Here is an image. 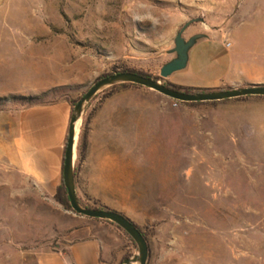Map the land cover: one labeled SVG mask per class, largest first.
I'll use <instances>...</instances> for the list:
<instances>
[{"label":"rangeland","instance_id":"obj_1","mask_svg":"<svg viewBox=\"0 0 264 264\" xmlns=\"http://www.w3.org/2000/svg\"><path fill=\"white\" fill-rule=\"evenodd\" d=\"M199 17L183 37L224 44L198 39L188 65L216 57L206 74L218 76L230 52L236 71L264 84V0H0V111L76 102L121 69L168 83L159 69L174 57L173 38ZM111 87L78 125L80 202L129 218L146 238L145 264H264V121H195L250 112L198 102L187 104L183 135L177 110L160 117L151 109L183 103L135 84ZM88 235L115 264L137 252L114 225L74 213L34 184L0 144V264H68L67 244Z\"/></svg>","mask_w":264,"mask_h":264},{"label":"crops","instance_id":"obj_2","mask_svg":"<svg viewBox=\"0 0 264 264\" xmlns=\"http://www.w3.org/2000/svg\"><path fill=\"white\" fill-rule=\"evenodd\" d=\"M204 38L211 45L216 42L224 44L222 39L213 35H206ZM191 49L188 57L193 56ZM213 62L214 64L203 65V68L189 66L187 62L184 69L172 73L166 80L170 84L191 89H225L260 82L236 71L230 52L227 53L223 72L218 76L209 77L206 73L215 69L216 57ZM249 97H256V101H249L248 96L225 100L227 105L250 111L247 114L224 118H207L202 114L195 121H264V112H261L264 111V100H261L264 96ZM176 106L162 102L155 104L151 109L157 111L155 115L160 117L177 110L179 118L183 121L184 135V121L190 105L182 104L175 108ZM71 110L70 102L62 98L54 102L32 104L18 110L0 111V144L9 150L13 164L34 184L52 196L61 181ZM106 248L99 236H81L67 244L63 256L68 264H115L107 259Z\"/></svg>","mask_w":264,"mask_h":264},{"label":"water","instance_id":"obj_3","mask_svg":"<svg viewBox=\"0 0 264 264\" xmlns=\"http://www.w3.org/2000/svg\"><path fill=\"white\" fill-rule=\"evenodd\" d=\"M193 22L203 23L204 19L201 17L192 18L177 30L173 38L174 46L168 51L169 53H174V57L161 65L159 69L160 78H167L172 73L184 69L188 62L190 48L198 39L206 36L204 33H196L188 38L183 37V32ZM122 83L142 86L180 102H212L245 96H264V84H247L225 89L184 92L174 90L164 85L159 79L145 77L135 72L115 71L98 78L72 106L62 161V184L67 194L69 206L74 213L80 216L89 219L104 220L116 224L130 236L137 247V252L125 258L123 264H145L148 258L149 249L147 241L143 237L140 229H138L129 218L120 212L107 208L97 209L84 206L79 201L75 189V139L83 112L97 93L105 88Z\"/></svg>","mask_w":264,"mask_h":264},{"label":"trees","instance_id":"obj_4","mask_svg":"<svg viewBox=\"0 0 264 264\" xmlns=\"http://www.w3.org/2000/svg\"><path fill=\"white\" fill-rule=\"evenodd\" d=\"M126 71H129V72H135V73H138V74H141L145 77H152L154 79H159L158 77H153V76H150L148 74H144V73H141V72H137V71H134V70H129V69H121V70H118L117 72H126ZM109 74V73H108ZM106 74H104L103 76H105ZM101 76V77H103ZM100 78V77H99ZM164 85L174 89V90H179V91H184V92H193V91H204V90H209V89H191V88H184V87H180V86H176V85H173V84H170V83H165V82H162ZM125 85H130V83H122V84H117V85H114L112 86L111 88L115 87V86H125ZM134 85V84H133ZM243 98V97H242ZM64 99L68 100L70 102L71 105H74L75 104V101L74 100H70L69 98L67 97H64ZM215 101H212L211 103H213ZM183 104H195V103H198V102H181ZM202 103V102H200ZM37 104V103H35ZM85 142H86V135L85 133H83L81 135V141H80V146H81V150L84 148L85 146ZM53 198L58 201L59 203H61L64 207H66L67 209H70V206H69V202H68V198H67V194H66V191H65V188L62 184V176H61V181H60V184L58 185V187L56 188L55 190V193L53 195ZM79 199V198H78ZM80 201V200H79ZM84 206L86 207H89V208H97V209H102L101 207H97V206H92V205H89V204H83ZM95 220H98V219H95ZM100 221H104V220H100ZM105 222H108V221H105ZM109 224H112L114 225L117 229L121 230L123 232V234H125V236L129 239V240H132L130 238V236L125 232L123 231L121 228H119L116 224L114 223H111V222H108ZM139 229V228H138ZM141 231V230H140ZM142 233V232H141ZM143 237L145 238L144 234L142 233ZM146 239V238H145Z\"/></svg>","mask_w":264,"mask_h":264},{"label":"built area","instance_id":"obj_5","mask_svg":"<svg viewBox=\"0 0 264 264\" xmlns=\"http://www.w3.org/2000/svg\"><path fill=\"white\" fill-rule=\"evenodd\" d=\"M225 45H226V46H228V45H229V43H226ZM173 105H176V103H173Z\"/></svg>","mask_w":264,"mask_h":264},{"label":"bare ground","instance_id":"obj_6","mask_svg":"<svg viewBox=\"0 0 264 264\" xmlns=\"http://www.w3.org/2000/svg\"><path fill=\"white\" fill-rule=\"evenodd\" d=\"M78 125V124H77Z\"/></svg>","mask_w":264,"mask_h":264}]
</instances>
